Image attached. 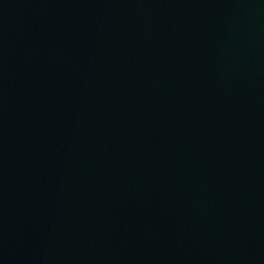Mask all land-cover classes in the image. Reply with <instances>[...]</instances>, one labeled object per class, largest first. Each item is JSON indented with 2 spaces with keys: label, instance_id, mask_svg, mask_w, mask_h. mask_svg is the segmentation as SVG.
Instances as JSON below:
<instances>
[{
  "label": "water",
  "instance_id": "obj_1",
  "mask_svg": "<svg viewBox=\"0 0 264 264\" xmlns=\"http://www.w3.org/2000/svg\"><path fill=\"white\" fill-rule=\"evenodd\" d=\"M0 264H264V0H0Z\"/></svg>",
  "mask_w": 264,
  "mask_h": 264
}]
</instances>
